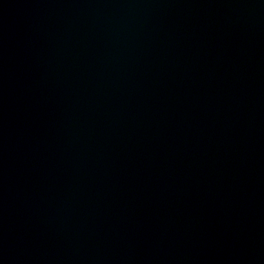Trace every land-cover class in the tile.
Wrapping results in <instances>:
<instances>
[{
    "label": "water",
    "instance_id": "1",
    "mask_svg": "<svg viewBox=\"0 0 264 264\" xmlns=\"http://www.w3.org/2000/svg\"><path fill=\"white\" fill-rule=\"evenodd\" d=\"M0 264H264V0H0Z\"/></svg>",
    "mask_w": 264,
    "mask_h": 264
}]
</instances>
